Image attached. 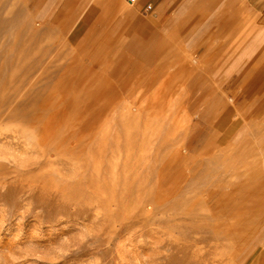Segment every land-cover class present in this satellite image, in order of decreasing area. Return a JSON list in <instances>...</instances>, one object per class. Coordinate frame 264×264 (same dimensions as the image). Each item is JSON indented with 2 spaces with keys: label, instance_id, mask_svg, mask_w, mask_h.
I'll use <instances>...</instances> for the list:
<instances>
[{
  "label": "rangeland",
  "instance_id": "374dc122",
  "mask_svg": "<svg viewBox=\"0 0 264 264\" xmlns=\"http://www.w3.org/2000/svg\"><path fill=\"white\" fill-rule=\"evenodd\" d=\"M69 36L0 0V264L256 261L262 128L214 143L196 47Z\"/></svg>",
  "mask_w": 264,
  "mask_h": 264
},
{
  "label": "crops",
  "instance_id": "0c3cea01",
  "mask_svg": "<svg viewBox=\"0 0 264 264\" xmlns=\"http://www.w3.org/2000/svg\"><path fill=\"white\" fill-rule=\"evenodd\" d=\"M29 1L71 39L117 30L136 43L189 42L211 74L203 121L214 143H232L245 129L262 128L264 137V0ZM256 259L252 264H264V252Z\"/></svg>",
  "mask_w": 264,
  "mask_h": 264
},
{
  "label": "built area",
  "instance_id": "2783aa9c",
  "mask_svg": "<svg viewBox=\"0 0 264 264\" xmlns=\"http://www.w3.org/2000/svg\"><path fill=\"white\" fill-rule=\"evenodd\" d=\"M135 0H130V2H134Z\"/></svg>",
  "mask_w": 264,
  "mask_h": 264
},
{
  "label": "bare ground",
  "instance_id": "6f19581e",
  "mask_svg": "<svg viewBox=\"0 0 264 264\" xmlns=\"http://www.w3.org/2000/svg\"><path fill=\"white\" fill-rule=\"evenodd\" d=\"M212 229V228H211Z\"/></svg>",
  "mask_w": 264,
  "mask_h": 264
}]
</instances>
